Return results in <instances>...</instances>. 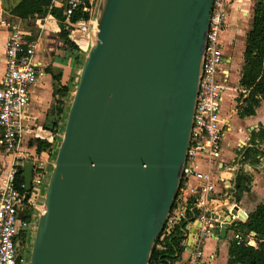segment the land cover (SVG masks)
Wrapping results in <instances>:
<instances>
[{"label": "water", "instance_id": "obj_1", "mask_svg": "<svg viewBox=\"0 0 264 264\" xmlns=\"http://www.w3.org/2000/svg\"><path fill=\"white\" fill-rule=\"evenodd\" d=\"M212 3L99 4L29 264L149 263L180 184ZM32 173L24 162L25 191Z\"/></svg>", "mask_w": 264, "mask_h": 264}, {"label": "built area", "instance_id": "obj_2", "mask_svg": "<svg viewBox=\"0 0 264 264\" xmlns=\"http://www.w3.org/2000/svg\"><path fill=\"white\" fill-rule=\"evenodd\" d=\"M54 2L52 0L53 5ZM63 2V29L79 51L86 54L94 39L96 4L93 0ZM75 10L86 13L87 18L72 21ZM226 15L227 0H213L180 184L160 232L159 242L155 245L157 250H163L166 238L174 232L180 221L184 222L180 252L173 264H207L212 256H209L208 261L203 260V241L219 234L221 220L217 215L218 218L214 216V209H211L208 201L215 194L211 174L218 170L215 162L220 157L223 137L220 103L227 77L222 68L219 34L224 28ZM34 19L38 24V34L32 40L25 37L26 32L19 24L0 22L7 31L2 43L4 68L0 78V147L13 154L0 178V264L22 263L24 256L20 254L23 252L21 244H26L32 230L36 228L35 216L43 207L52 168L42 159L27 155L20 149L30 140L59 144L63 133V130L52 131L28 120L31 90L46 74L45 67L36 61V55L41 51L42 32H60L59 24L52 15ZM50 151L52 148L45 149L46 153ZM24 162H30L33 167L29 191L24 190L23 182L17 183ZM220 182L224 194L230 189V179L221 178ZM27 211L29 218L26 217ZM189 226H193L192 229ZM229 240L235 245L243 242L256 245L255 234L244 235L237 229L231 230ZM148 264L161 263L153 261Z\"/></svg>", "mask_w": 264, "mask_h": 264}, {"label": "crops", "instance_id": "obj_3", "mask_svg": "<svg viewBox=\"0 0 264 264\" xmlns=\"http://www.w3.org/2000/svg\"><path fill=\"white\" fill-rule=\"evenodd\" d=\"M20 0H0V22L17 23L25 30V37L28 40L34 39L38 34V28L36 19L21 20L14 17L10 12L13 7ZM257 0H227V15L224 23V28L219 34V42L222 47V68L227 80L224 84L223 94L226 93V105L223 106L220 103V117L223 130V137L221 143L220 157L216 160L215 164L218 170L213 171L211 178L214 184L215 194L212 199L208 201L211 209H214V216L225 217L231 215L232 211L236 214L232 216L234 225H231L224 239H220L217 236L214 238H206L203 241V260L208 261L209 256H212L211 260L207 264H226L227 251L229 247V235L232 229H236V222H242L259 203L264 201V99L260 101L259 106L255 109L253 115L240 117L238 115V109L246 107V102L243 101L246 98L248 91L241 88L238 84L241 73L244 67V47L246 41V34L250 29L252 23L253 8ZM63 0H55L54 6L61 7L63 9ZM58 33H52L48 31L42 32V38L40 43L41 51L36 55V61H39L43 67H45V76L39 80L38 84L31 90V100L28 110V120L36 125L45 127H51L54 121H58L56 129L62 130L63 123L67 115L66 98L65 102L63 96L56 93L52 88V74L46 71L50 64L60 65L65 63V58L68 53L60 55L56 53L53 56L50 51L52 48V37L57 36ZM7 35L6 28L0 25V78L4 68V56L2 50V43ZM66 56L65 58H63ZM231 82L230 86L229 83ZM58 88H56L57 90ZM56 100H61L62 111L59 114L54 111ZM59 118V119H57ZM262 130V132H261ZM56 142L49 144V148H52V152L42 153V160L46 162L48 166L53 165L54 156L58 149ZM37 141H28L23 144L20 149L23 153L36 156ZM238 147L240 154L239 158L235 160L234 148ZM54 149V150H53ZM254 154L257 159V163L254 166L249 164L248 156ZM13 154L5 152L0 147V178L11 162ZM245 158V159H244ZM240 159H244L242 162ZM215 170V169H213ZM256 170L259 172L256 173ZM242 173L252 175L251 185L249 187L250 199L245 202V196L247 192L236 189V178ZM230 179V189L223 194L222 182L220 179ZM241 182V181H238ZM222 191V192H221ZM248 193V194H249ZM226 194V195H225ZM234 194L238 195V200L234 197ZM207 204V205H208ZM214 206H213V205ZM193 226H189L192 229ZM224 244V252L222 254V260L219 258V246ZM174 264H181L176 262Z\"/></svg>", "mask_w": 264, "mask_h": 264}, {"label": "trees", "instance_id": "obj_4", "mask_svg": "<svg viewBox=\"0 0 264 264\" xmlns=\"http://www.w3.org/2000/svg\"><path fill=\"white\" fill-rule=\"evenodd\" d=\"M10 13L21 20L43 17L47 14L52 15L59 24V36L63 43L68 48L73 49L71 51L80 52L74 42L68 37L67 32L63 29L61 23L63 19L62 8L55 7L52 0H20ZM81 17L86 19L87 14L81 13L80 10H75L72 21H76ZM238 84L241 88L248 91L246 98L243 99L246 102V107L240 110L238 109V115L240 117L253 115L260 101L264 99V0H257L253 8L252 23L246 34L244 47V67ZM67 91V86L56 91L61 97L63 96L64 102ZM60 101L56 100L54 107V111H56L58 117L62 111ZM57 126L58 121H54L51 127L45 128L54 131ZM48 147L49 144L47 142L43 140L37 141L36 155L38 158H42V153ZM242 180L243 177L238 175L235 184L238 192L243 190L241 189L240 182H238ZM22 182V170H20L17 183L21 184ZM234 197L238 200V195L234 194ZM26 217L29 218V211H27ZM235 225V228L244 235L248 233L255 234L256 245L251 246L246 242L235 245L233 242H230L226 264H264V201L259 203L243 218L242 222H236ZM184 226L183 221L178 223L174 232L164 241L163 250H157L155 248V245L159 242L160 234L158 235L154 241L149 262L155 261L161 264H173L172 262L180 252V242L183 238L182 229H184Z\"/></svg>", "mask_w": 264, "mask_h": 264}, {"label": "rangeland", "instance_id": "obj_5", "mask_svg": "<svg viewBox=\"0 0 264 264\" xmlns=\"http://www.w3.org/2000/svg\"><path fill=\"white\" fill-rule=\"evenodd\" d=\"M103 0H93V2L96 4V11L97 8L99 6V4L102 2ZM51 40L52 43V48L50 53L53 56H56V53H59L60 55H63L66 53H68L67 57L64 56L63 58H65V63L62 64L60 63V65H55V64H50L46 71L50 74H52L53 76V80H52V88L55 89V91L60 90L61 88H65L66 86L68 87V91L66 93L67 98H66V105H67V110L69 108L70 102L72 100L73 97V93L75 91V88L77 86V82H78V78H79V73L84 61V58L86 56V54L82 53V52H74L71 51L73 49L68 48L62 41V39L60 38L59 34L57 36H53ZM231 82L229 83L230 86ZM56 88H58L56 90ZM228 91H225V93L223 94V102L221 100V105L225 106L226 105V93ZM222 98V96H221ZM66 119V118H65ZM64 128V123H63V127L61 129ZM262 132V130H261ZM238 147L234 148V153H235V160L237 158H239V154L240 151L238 150ZM56 155V154H55ZM55 158V156H54ZM245 159V158H244ZM244 159H240V161L242 162ZM249 159V164L254 166L255 163H257V159L255 158L254 154H250L248 156ZM259 172L258 170H256V173ZM240 176L243 177V180L240 182V185L242 186L241 189H243L245 192H247V196H245V202H248V200L250 199V193H249V187L251 185V177L252 175H248L245 173H242ZM242 190V191H243ZM249 193V194H248ZM237 195V194H236ZM239 198V197H238ZM42 209L37 211V215L35 216L36 219V224H37V220L39 215L41 214ZM36 229V228H35ZM34 233L35 230H32L31 234H30V238L28 239V241L26 242H22L21 244V248L23 252H20L21 255L24 256V259L22 261L21 264H29V260H30V252H31V248H32V243H33V238H34ZM230 241V240H229ZM224 244H222L221 246H219V260L222 258V254L224 252ZM222 260V259H221Z\"/></svg>", "mask_w": 264, "mask_h": 264}, {"label": "bare ground", "instance_id": "obj_6", "mask_svg": "<svg viewBox=\"0 0 264 264\" xmlns=\"http://www.w3.org/2000/svg\"><path fill=\"white\" fill-rule=\"evenodd\" d=\"M82 45H84V43L82 41H79ZM57 153V152H56ZM42 210H43V207H42Z\"/></svg>", "mask_w": 264, "mask_h": 264}]
</instances>
